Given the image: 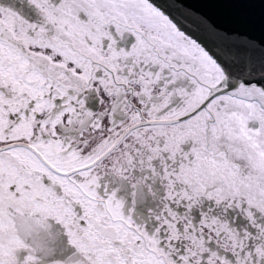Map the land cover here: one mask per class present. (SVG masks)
I'll return each instance as SVG.
<instances>
[{
  "label": "snow or ice",
  "instance_id": "snow-or-ice-1",
  "mask_svg": "<svg viewBox=\"0 0 264 264\" xmlns=\"http://www.w3.org/2000/svg\"><path fill=\"white\" fill-rule=\"evenodd\" d=\"M0 264H264V0H0Z\"/></svg>",
  "mask_w": 264,
  "mask_h": 264
},
{
  "label": "flooded vegetation",
  "instance_id": "flooded-vegetation-1",
  "mask_svg": "<svg viewBox=\"0 0 264 264\" xmlns=\"http://www.w3.org/2000/svg\"><path fill=\"white\" fill-rule=\"evenodd\" d=\"M127 188H121L118 192V197L125 199L126 210L130 206V197L127 195ZM157 201H154L151 198H146L143 202H138L133 208V218L139 220H146L150 211H154L157 207Z\"/></svg>",
  "mask_w": 264,
  "mask_h": 264
}]
</instances>
